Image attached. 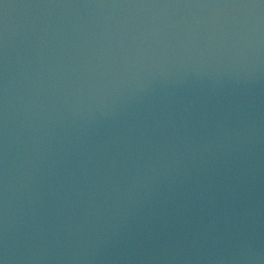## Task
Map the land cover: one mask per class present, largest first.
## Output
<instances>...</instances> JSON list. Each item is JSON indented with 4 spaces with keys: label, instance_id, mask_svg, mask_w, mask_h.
I'll return each mask as SVG.
<instances>
[{
    "label": "water",
    "instance_id": "1",
    "mask_svg": "<svg viewBox=\"0 0 264 264\" xmlns=\"http://www.w3.org/2000/svg\"><path fill=\"white\" fill-rule=\"evenodd\" d=\"M0 264H264V0H0Z\"/></svg>",
    "mask_w": 264,
    "mask_h": 264
}]
</instances>
